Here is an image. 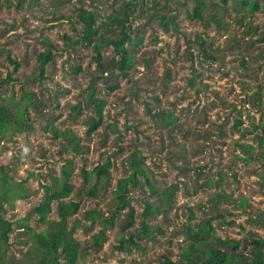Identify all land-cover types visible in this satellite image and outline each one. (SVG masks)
I'll return each instance as SVG.
<instances>
[{"label": "rangeland", "instance_id": "obj_1", "mask_svg": "<svg viewBox=\"0 0 264 264\" xmlns=\"http://www.w3.org/2000/svg\"><path fill=\"white\" fill-rule=\"evenodd\" d=\"M95 1V5L103 1L104 8L108 3L117 8L125 2V0ZM33 2L34 0H25V9L19 10L17 6L20 0H0V83L6 79L12 68L7 59L8 50L11 51L12 58L20 63V68L13 74L14 81L8 84V87L16 90L18 98L23 89H26L37 92L39 102L45 100L41 106L39 104L38 109H33L34 129L24 133H12L11 136L9 134V139L0 143V168L6 166L15 181L27 180L25 189L31 194L28 200L16 201L6 216L15 222L19 218L28 217L27 224L30 227L38 230L45 228V225L37 221L34 207L44 197L42 185L52 181V178L46 175H60L65 160L74 158L75 173L71 181L76 189L70 198L81 203V210L72 221H75V218L81 219L85 225L76 229L75 236L83 240L90 239L100 227L90 229L89 222L84 219V213L93 208H100L105 213L111 212L113 203L116 202L112 191L118 180L129 176L127 166L129 155L139 148L147 157V168L159 190L163 191L177 182L180 184L176 206L169 214V220L165 221L163 217H159L153 223L162 225L164 235L154 233V239L141 240L140 243L146 252L135 250L128 254L114 248L118 245L117 233L120 229L109 228L102 249H91V253L86 255L85 263L136 264V260H141L145 263L159 264V259L163 255L176 259L181 253L183 243L180 231L186 223L190 208L194 210L198 220L219 212L225 215V208L230 209L236 216H227L228 222L235 221L236 225L225 226L215 222L214 227L219 236L240 240L242 248L245 246L248 232L257 231L264 236V228L251 223L248 213L236 211L231 205H222L215 212L207 208L199 209L203 204L210 206L211 196L218 192L216 188L211 190L202 186L208 179L218 180V173L223 171L229 176L224 185L226 192L229 195L234 194L237 201H240L242 196L247 197L250 206L253 207L247 210L251 209L254 215L264 213V190L259 178L262 165L258 163L246 165L237 159L243 156V152L236 149V143L242 140V135L233 130L237 112L231 114L234 104H237L248 114L251 109L254 117L251 120H256V125L264 123V111L254 108L253 105L249 108L250 103L244 102L250 98L251 93L257 92L259 84L264 85V70L256 74L258 76L256 79L247 76V71L241 64L242 55L238 52L239 47L245 48V54L249 59L251 54L254 55V59L252 58L249 63L253 69L257 70L264 61H257L259 49L247 48L246 41H249L250 35H245L244 28L234 21L233 14L236 13L232 3L228 5L232 10L222 13L223 22L228 23L227 27H220L214 20L202 22L190 19L188 12L192 13L194 10L192 0H188L186 4H183L184 0L172 2L157 12L151 8L152 4H148L149 8H145L142 14L138 10L135 11L134 17L130 19L133 25L130 32L134 38L138 35L143 36L144 40L134 52V56L138 60L156 57L153 68H148L152 71L149 72L146 66H138L137 71L133 70L130 73L133 80L120 79L122 87L115 92L107 90V86L113 84L110 81V84L102 80L96 81L97 95L107 100L104 111L105 123L91 138H87L88 128L84 125V120L89 112L85 111L76 119L68 116L71 106L83 100L86 95L93 73L99 71L98 61L93 60L96 53L80 38L83 27L78 20V10L81 7L90 8L94 0H41L39 6L27 10ZM207 2L205 17L210 18L222 12L220 8L224 4L221 0ZM9 3L12 4L10 7ZM54 3L59 6L54 7ZM176 9L181 10L177 18L180 32L175 30L167 32L162 28L161 19L156 14L168 17L170 14L175 15ZM59 15H64V18L58 19ZM257 15L256 23L264 28V16ZM196 34L203 35L207 42V51L215 55L216 60L205 58L204 50L195 43ZM66 35L71 37V40H67ZM102 35L111 34L103 31ZM46 37L52 40L56 49L54 59L47 68L49 79L44 85L37 75L40 71L36 72V62L39 53L45 50L42 41ZM234 38L237 40L234 41ZM77 41L79 43L76 44ZM190 41H193V46ZM129 48L131 49L130 46ZM103 56L102 62L105 64L114 56L113 49L105 48ZM77 67H82V70L73 73ZM166 70L171 71L172 79L167 93L164 94L160 87ZM193 76L196 78V87L190 86L188 82ZM154 80L160 84V87L157 85L159 90L156 92L153 91L151 84ZM249 83L252 86L248 87ZM136 85L141 87L140 96L132 98L129 92ZM197 88L204 90L197 95ZM43 89L45 92H42ZM57 91L61 93L59 104L55 99ZM154 94L159 95L162 106L159 107ZM4 95L7 94L3 93L0 87V97L3 98ZM51 98H54L53 101ZM224 102L228 105L221 104ZM125 103L128 104L125 106ZM147 108L152 110L151 113ZM162 110L164 112L169 110L178 117L177 129L171 131L157 125L154 114L162 113ZM205 114L208 118L204 123L201 121H205L203 118ZM54 118L57 128L71 129L81 138L83 154L79 156H74L71 152L67 154L65 144L61 140L55 141L53 133L46 131L49 119ZM251 120L246 119L247 130L246 127L244 129L246 137L242 142L257 146L256 141H253L255 135L248 132L254 130ZM113 123L116 124L118 132L108 128V125ZM218 124L223 125L226 131V136L222 140L217 135ZM198 130L204 135H209L211 140L197 139ZM173 153H182L181 158L174 157ZM107 157H111L113 162L110 169L113 176L112 184L100 197L90 198L81 190L83 182L81 170L83 167L91 170ZM203 167L206 169L200 176L198 169ZM31 173L37 176L45 175V178L32 177ZM234 174H238L237 180L232 178ZM141 184H144L143 180ZM129 195L137 213L144 210L145 200L157 203L158 198L144 193L141 188L131 189ZM53 208L50 217L57 218L56 205ZM16 225L11 234V241L14 253L22 258L23 250L28 245L20 242L22 234ZM136 228L141 226L137 225ZM243 228L246 230H242Z\"/></svg>", "mask_w": 264, "mask_h": 264}, {"label": "trees", "instance_id": "obj_2", "mask_svg": "<svg viewBox=\"0 0 264 264\" xmlns=\"http://www.w3.org/2000/svg\"><path fill=\"white\" fill-rule=\"evenodd\" d=\"M99 1V0H98ZM180 0H125L123 5L115 8L110 3H105L107 7L104 8L103 1H100L98 5L94 0L93 4L89 7H81L78 10V20L83 27V34L81 39L92 47L96 53L93 56V60L98 61V68L93 73L89 86L87 88L86 95L83 100L77 102L71 106V112L69 118L76 119L84 114L85 111L89 112L84 120V125L88 128L86 131V137L91 138L96 132H98L105 123V108L107 106V100L97 95L98 89L95 87L97 80H102L104 83L110 84L107 86L109 92H115L122 87L120 79H131V71H137L138 66L152 67L156 57L152 56L148 59L138 60L134 56V52L138 50V46L143 42L144 38L138 35L134 38L130 31H132V24L130 19L134 17V12L139 11L144 13V9L149 8L148 4H152V9L156 12L164 9L168 4L172 2H179ZM188 0H184L183 4H186ZM194 3L193 12H188V17L193 20H199L206 22L208 20H214L220 27H227L228 23L223 22L222 13L230 12V3L234 6L236 14L234 21L242 28H244L245 35H250L249 41H246L247 48L250 50L257 48L260 51V55L257 61H264V28L258 25V15L264 16V0H221L224 6L220 8L221 13L207 18L206 10L208 2L207 0H192ZM41 0H34L29 5L27 10H32L36 5H40ZM107 2H109L107 0ZM12 4L9 3V7ZM54 7L59 5L53 4ZM19 10L25 9V0H20L17 6ZM111 9V11H110ZM175 15L170 14L168 17L158 13L161 19L162 28L165 31L175 30L180 32L178 14L181 13L180 9H176ZM58 19L64 18V15H59ZM103 31L110 32L111 35H102ZM197 40L195 43L204 50L205 58L217 59L215 55H211L207 49V42L203 35L196 34ZM67 40H71L68 35L65 36ZM186 38V37H185ZM234 41L237 39L234 38ZM10 42V40H9ZM42 43L45 50L40 52L37 57V70L40 71L37 75L40 80L46 84L48 66L54 59V50L56 45L49 37H46ZM79 41L76 42V44ZM74 44V43H73ZM72 44V45H73ZM193 46V41H190ZM131 47V49L129 48ZM239 47V46H238ZM105 48H112L114 56H112L105 64L102 62L104 59L103 50ZM7 59L11 69L6 79H3L0 83V87L4 95L0 97V143L6 141L12 133H24L34 129V117L32 116L33 109H38L45 102V100L38 101V93L23 89L20 97H17V92L14 88H9L8 84L14 81L13 74L20 68V63L13 59L11 51ZM242 55L241 64L247 71V76L256 79L258 72L264 70V62L260 67L253 69L249 65L251 59H254V55L251 54V59L245 54V48L239 47L238 51ZM260 58V59H259ZM217 62V61H216ZM204 63V61H201ZM82 70V67L74 69L73 73H77ZM149 72L152 71L148 70ZM152 73V72H151ZM155 76V75H154ZM171 71L166 70L164 79L161 82L162 87L158 84L157 80H154L153 91L162 88L164 94L168 91V85L171 82ZM190 86L196 87V78L193 76L188 79ZM4 85L7 87H4ZM252 86L249 83L250 87ZM247 88V87H245ZM252 88H250L251 90ZM256 93H251L250 98L244 100V102L250 103L249 108L253 105L254 108H258L264 111V85L259 84ZM47 90V89H46ZM141 87L136 85L129 95L134 97L140 96ZM204 88H197L196 93L199 95ZM252 91V90H251ZM42 92H45L43 89ZM43 95V94H42ZM61 93L55 92V99L59 104V98ZM52 101L54 98H51ZM154 99L158 101L159 107L162 106L161 99L158 94H154ZM132 99H129L131 101ZM128 103H125V106ZM224 106L228 104L226 102L221 103ZM246 104V103H245ZM149 106V105H148ZM245 109H248L245 107ZM151 113V109L147 108ZM237 119L233 125V130L238 131L245 139L246 133L244 129L246 127V119H254L251 109L249 114L242 108L240 109L237 104H234L231 114H236ZM155 121L161 128L164 127L171 131L179 127L177 125L178 117L169 110L157 112L154 114ZM206 122L207 114L203 117ZM56 118L49 119L48 127L46 131L53 133L55 141L61 140L65 144V152L69 154L73 153L74 156H79L84 153V147L82 145L81 138L74 133L71 129L62 130L55 125ZM252 121V120H251ZM256 120L252 121L254 130H249L250 134H254L256 145H250L238 140L236 143V149L243 152V156L237 157V159L245 162L246 165L258 163L262 165V173L259 174L260 184L264 190V123L256 125ZM181 127V126H180ZM109 129L113 132H118L116 124H109ZM163 128V129H164ZM162 130V129H161ZM217 135L220 140L226 136V131L223 125H217ZM247 130V127H246ZM197 132V131H196ZM172 136V135H171ZM197 139H204L206 141L211 140L209 135H204L201 131L196 133ZM8 149V147H5ZM182 153H173V156L181 158ZM147 157L144 153L136 148L128 158L127 166L130 171L128 177L117 181L115 189L112 191L116 200L110 213H105L100 208L89 209L84 213V219L89 222L88 227L90 229L99 230L94 232L90 239L83 240L75 236L77 228L84 227V223L81 219L75 218L80 212L81 203L72 200L70 197L76 189L71 178L75 173L74 158L66 159L62 165L60 175H46L52 178L51 183H45L42 185L44 191V197L40 203L34 207V213L37 216V221L45 225V228L38 230L32 228L27 224L29 220L26 218H19L16 222L6 216L9 212V208L15 205L16 201L28 200L31 194L25 189V182L15 181L10 175V170H7L6 166L0 168V264H88L86 255L91 253V249H102L104 242L107 239V230L109 228H119L117 233L118 245L114 248L119 252H126L128 254L133 253L135 250L146 249L140 243L143 239H154V233L164 235L162 225L153 224L159 217H163L165 221L169 220V214L174 210L176 206V196L180 189L179 182L170 185L163 191L156 187L155 181L152 178L150 171L147 168ZM113 166L112 158L107 157L102 163H99L91 170L82 168L81 176L83 182L81 186L82 192H84L90 198H98L104 192H107L112 184L113 176L110 169ZM198 169V168H197ZM196 169V170H197ZM206 167L198 169V172L203 175V171ZM231 170V169H230ZM32 177L45 178V175L30 174ZM218 180L208 179L202 186L207 189L214 190L216 188L217 193L211 196L210 206L203 204L200 206V210L215 212L222 207V205H231L236 211H243L250 216L251 223L264 228V213H259L258 216L254 215L248 208H253L249 204V199L245 196L241 197L240 201L234 198V194H228L224 189V185L229 178L223 171L218 173ZM234 180L238 179V174L232 176ZM143 180L144 184H141ZM237 182V181H235ZM141 188L144 193H148L150 196H157V203L154 201L145 200V208L141 213H137L132 205V197L129 193L131 189ZM54 205H56L57 218H51L50 215L54 211ZM224 214L219 212L216 215L204 218L202 220L197 219L193 209H189L188 218L186 223L180 231V235L183 237V243L181 247V253L176 259L168 255H163L159 259V264H264V236L257 231H250L247 233V239L245 240V246L241 247L240 240L231 237H221L218 235L217 229L214 227V223L218 222L220 225L235 226L236 222H228V217L236 216L230 209L225 208ZM16 227L22 234L20 242L25 243L28 247L23 250V257H18L13 250V241H11V234ZM140 225L141 228H136ZM242 230H246L243 228ZM86 242V243H85ZM100 264V263H93ZM108 264V263H104ZM136 264H152L151 262L145 263L141 260H136Z\"/></svg>", "mask_w": 264, "mask_h": 264}]
</instances>
